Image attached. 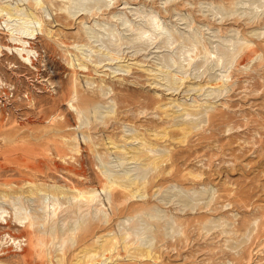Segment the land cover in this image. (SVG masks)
I'll return each instance as SVG.
<instances>
[{"label": "rangeland", "instance_id": "rangeland-1", "mask_svg": "<svg viewBox=\"0 0 264 264\" xmlns=\"http://www.w3.org/2000/svg\"><path fill=\"white\" fill-rule=\"evenodd\" d=\"M16 1L0 15V264H264V0ZM59 138L82 151L60 157ZM140 148L169 157L155 170Z\"/></svg>", "mask_w": 264, "mask_h": 264}, {"label": "bare ground", "instance_id": "bare-ground-1", "mask_svg": "<svg viewBox=\"0 0 264 264\" xmlns=\"http://www.w3.org/2000/svg\"><path fill=\"white\" fill-rule=\"evenodd\" d=\"M12 1H14V0H7V1H3L1 4H0V15H3L4 13H6V15H11V14H14V13H17V12H20V11H22L23 10V8H21L20 7V5L18 4V2L16 1V3H14V2H12ZM96 2V4L94 5V7L96 8L97 7V9H99V10H101V8L102 7H106L107 8V3H106V1H104V0H96L95 1ZM104 3V4H103ZM41 3L39 2V1H35V6L36 7H38L39 5H40ZM103 4V5H102ZM77 9H79V11L78 12H80V11H90V10H92L93 9V7H91V8H89V7H87L86 6V4H85V1L84 0H80V3H78L77 4ZM70 13L71 14H73V15H75L76 13H73V12H71L70 11ZM56 21H59V19H56ZM153 21H157V18H153ZM41 24H42V27H41V32L43 33V32H45L48 36H50L51 38H52V35H53V30H50V29H48L47 27L46 28H44L43 27V23L41 22ZM40 24V25H41ZM152 26H153V24H152ZM29 30V29H28ZM91 32L92 31H90V32H88V34H90V35H92L91 34ZM29 36H35V33L34 32H29V31H27L26 32ZM93 33V32H92ZM148 34V31H144V35H147ZM93 36V35H92ZM90 37V36H89ZM90 38H92V37H90ZM29 39H31V38H29ZM17 42H19V44H21V46H27V45H29V47H31V43H29L28 41H25V40H18ZM195 44L196 45H198V42L197 41H195ZM15 48H17V47H15ZM25 48V49H24ZM18 51H20V49H17ZM21 51H26L27 53H28V55H29V53H31V52H33V50L32 49H27L26 47H23V49L21 50ZM22 56H23V58H25L26 59V57H25V54H22ZM127 56V55H126ZM119 59V58H118ZM32 62V61H31ZM70 65H72L73 67H75L74 66V62H72ZM82 65H84V64H82ZM127 67H130V66H128L127 65ZM123 71V70H122ZM150 71H153V69L152 70H150ZM161 72H163L162 70H161ZM171 75H170V73H168L167 75H166V78H168V77H170ZM158 78H160V77H158ZM171 79H172V76H171ZM178 80H181V81H183L184 80V78L182 79H180V78H177ZM176 79H174L173 81H171L170 82V84H171V86H173L174 87V85L176 84ZM177 85V84H176ZM191 88V87H190ZM177 89V88H176ZM180 89V88H179ZM72 90V91H71ZM70 91H68V93H70V94H72L73 92H75L76 93V90H75V88H73V89H71ZM69 94V95H70ZM71 100V99H70ZM172 104V103H171ZM175 107H180V105H174ZM173 106V107H174ZM189 109V108H188ZM188 111V110H187ZM177 113V112H176ZM190 113V112H189ZM132 135V134H131ZM128 136V135H127ZM87 137H85V139H86ZM76 139V138H75ZM132 139V138H131ZM108 140V139H107ZM128 140V141H127ZM127 140H125V141H127V143H131V140L129 141V138H127ZM77 141V140H76ZM133 142V141H132ZM54 145L53 146V148H55V150L57 151V153H58V155L60 156V157H65L66 156V153H65V149H68V150H71V151H74V152H77V153H79L80 151H82L81 149H82V145H81V143L79 142V141H77L76 142V144L75 143H71V142H67V141H63V140H61L60 141V138L59 139H52V140H50V142H49V145H48V147L50 146V145ZM94 144V143H93ZM125 144V143H124ZM135 144V143H134ZM150 144V143H149ZM52 145H51V147H52ZM115 145V144H114ZM114 145H110V146H114ZM131 145H133V144H130V146ZM138 145V144H137ZM151 145V144H150ZM157 145V144H156ZM93 146V145H92ZM107 146V145H106ZM149 146V145H148ZM116 147H118V146H116ZM115 147V148H116ZM132 147H134V146H132ZM147 147V146H146ZM110 148V147H109ZM112 148H114V147H112ZM122 148V147H121ZM131 148V147H130ZM139 148V147H138ZM139 150V149H138ZM160 150V149H159ZM159 150L158 149H150V148H148V151H144V150H142L141 148H140V150H139V153H137V155L136 156H138L139 155V157H145V158H147V159H149L151 162H150V164L152 165V167H153V169H155V170H157L158 168H160V166H161V163H164L166 160V158H168L169 157V155L168 154H165V155H163V154H160V152H159ZM28 151H34L33 149H30V148H28ZM27 151V152H28ZM38 151V150H37ZM48 151H49V148H48ZM124 151V150H123ZM127 151V150H126ZM126 151H124V152H126ZM134 151V150H133ZM43 152V151H42ZM73 152V153H74ZM131 152H132V149H131ZM130 153V152H129ZM29 154V156H31L30 155V153H28ZM32 154V153H31ZM39 154H40V151H39ZM42 154V153H41ZM43 154H45V153H43ZM68 154H69V152H68ZM67 154V155H68ZM132 154V153H131ZM136 154V153H135ZM36 155V154H35ZM48 155V154H47ZM43 156V155H42ZM130 156V155H129ZM38 157V156H37ZM134 157V156H133ZM36 158V157H35ZM44 158L46 159V158H49L48 156H46V155H44ZM44 158L43 159H41L40 157L38 158V161L36 162V163H34V164H36V165H39L40 166V164L41 163H43V160H44ZM34 159V158H33ZM141 159V158H140ZM140 159H139V161H140ZM27 160V159H26ZM35 160V159H34ZM133 160V159H132ZM135 160V159H134ZM142 160V159H141ZM144 160V159H143ZM142 160V161H143ZM165 160V161H164ZM31 161V160H30ZM146 163V162H145ZM26 164H29V162L28 161H26ZM127 175H129L128 173H127ZM131 175V174H130ZM140 182V181H139ZM55 185V184H54ZM106 185H107V187L108 188H110V189H112V188H114V187H116V186H118V187H123V189L125 188V189H130V190H133L134 189V187H136V186H138V180H136L135 178H132V177H130V176H117V177H114V178H112V176L109 178L108 177V182L106 183ZM52 187H53V185H52ZM138 187H140V186H138ZM32 188V189H31ZM31 193L32 192H34L35 190H37V191H41V189L40 188H38V187H34V185H32L31 186ZM54 188H57V190L59 191H61V192H64V190L61 188V187H54ZM103 188H105L104 186H103ZM93 189V188H92ZM96 189V188H95ZM89 190V191H86V192H81L80 191V194H81V196H83V197H85V199H86V204H87V206H88V208H90V209H92V208H94V207H96V204H99V203H101L100 202V197L98 196V192L96 191V190ZM84 199V200H85ZM110 201V200H109ZM85 202V201H84ZM101 205H105V203L104 204H101ZM101 211V210H100ZM91 213V212H90ZM25 219H29V217H27L26 216V218ZM135 231L137 232V236H140V239H139V241L138 242H136V240L134 241V242H132V244L134 245H136V248H141V247H143V239H142V237H144V234L143 233H140L139 232V228H137V229H135ZM35 235V234H34ZM125 235V234H124ZM126 235H127V233H126ZM129 236V235H128ZM128 236H126V238H124L125 239V243H126V240L128 239ZM125 237V236H124ZM121 238V237H120ZM128 241V243H129V240H127ZM123 242V241H122ZM123 242V243H124ZM29 243H30V245H34V243H35V241H33V236L32 235H30V237H29ZM120 243V242H119ZM118 243V244H119ZM122 243V244H123ZM18 244H21V242L19 241L18 242ZM35 244H37V243H35ZM127 245H129V244H127ZM109 246V245H108ZM145 246V245H144ZM33 247V246H32ZM105 247H106V244H105ZM128 248V247H127ZM130 248V247H129ZM128 248V249H129ZM133 248V247H132ZM147 248V247H146ZM134 249V248H133ZM142 249V248H141ZM144 250V249H143ZM147 250V249H146ZM149 250V249H148ZM134 251H136V249L134 250ZM151 251V250H150ZM145 252V251H144ZM147 252V251H146ZM136 253V252H135ZM143 253V252H142ZM33 254V253H32ZM31 250L30 249H24L23 250V260L26 262V263H30L31 262V259H32V257H31ZM130 254H131V252H130ZM150 255V254H149ZM153 255V254H152ZM145 256V255H144ZM146 256H148V255H146ZM154 257V256H153ZM155 258H157V257H155ZM157 261V260H156Z\"/></svg>", "mask_w": 264, "mask_h": 264}]
</instances>
